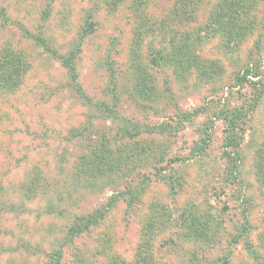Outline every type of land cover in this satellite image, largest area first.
<instances>
[{"label": "rangeland", "instance_id": "rangeland-1", "mask_svg": "<svg viewBox=\"0 0 264 264\" xmlns=\"http://www.w3.org/2000/svg\"><path fill=\"white\" fill-rule=\"evenodd\" d=\"M223 1L0 0V264H264V0L231 42Z\"/></svg>", "mask_w": 264, "mask_h": 264}, {"label": "trees", "instance_id": "trees-1", "mask_svg": "<svg viewBox=\"0 0 264 264\" xmlns=\"http://www.w3.org/2000/svg\"><path fill=\"white\" fill-rule=\"evenodd\" d=\"M186 6L191 5L187 3ZM251 7L250 0H224L210 17L209 22L206 25V31L209 32V34L224 33L228 42H231L234 38H240L249 28L247 23L252 20L249 16ZM179 13L178 16L184 18L183 21L188 20L193 14L192 11L188 12L185 10L184 6L180 8ZM70 70L72 72L74 71L72 65H70ZM246 70L247 73H250V77L258 78L256 67L251 65ZM246 116L247 115L242 111H233L229 115L227 114L224 116L225 121L228 123V128L226 130V148L232 147V149L235 150L239 147L243 136L241 133L243 130L239 125L244 122ZM225 155L230 158L232 162L234 157H236V160H239V154L237 151H229L226 152ZM254 166L264 196V143L259 147L255 154Z\"/></svg>", "mask_w": 264, "mask_h": 264}]
</instances>
